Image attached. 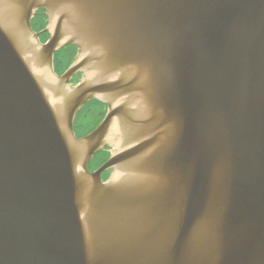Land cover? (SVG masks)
Wrapping results in <instances>:
<instances>
[{
	"label": "water",
	"instance_id": "95a60500",
	"mask_svg": "<svg viewBox=\"0 0 264 264\" xmlns=\"http://www.w3.org/2000/svg\"><path fill=\"white\" fill-rule=\"evenodd\" d=\"M0 264H264V0H0Z\"/></svg>",
	"mask_w": 264,
	"mask_h": 264
},
{
	"label": "rangeland",
	"instance_id": "374dc122",
	"mask_svg": "<svg viewBox=\"0 0 264 264\" xmlns=\"http://www.w3.org/2000/svg\"><path fill=\"white\" fill-rule=\"evenodd\" d=\"M43 14L44 13L41 12L40 15H37L36 18H33L34 20L32 21V24H33L35 29L39 27L38 26V22L40 21V16H42ZM36 30L39 31L38 29H36ZM41 38H42V40H45V41L47 40L45 38V35L43 37L41 36ZM76 53H77V48L76 47H71L69 45L65 49H62L61 54H60L59 57L61 59L64 56H68L67 59H68V61L70 63L72 61L73 57L76 55ZM62 64H63V60H61L60 67L62 66ZM68 65L69 64H67V66ZM89 104H92V103H89ZM83 111L84 112L79 113V115H78V117L76 119V126H78L79 130L82 131V132H85V131L89 130L91 128V126L95 127L96 124L101 120V117H103V115L105 113L104 112V108H102L101 106H99V107L89 106L86 109L83 108ZM101 111H102V113H101ZM108 148H110V146H108L105 149H108ZM106 153L109 154L108 151H106ZM92 164H94V163H92ZM92 164L90 165V167L94 168Z\"/></svg>",
	"mask_w": 264,
	"mask_h": 264
},
{
	"label": "trees",
	"instance_id": "16d2710c",
	"mask_svg": "<svg viewBox=\"0 0 264 264\" xmlns=\"http://www.w3.org/2000/svg\"><path fill=\"white\" fill-rule=\"evenodd\" d=\"M45 25H46V18H45L44 15H42V16H40V21L38 22V26H39L38 28H42L43 29L45 27ZM71 47H75V46L74 45H71ZM60 54H61V51L58 53L57 56L59 57ZM67 57L68 56H64V61L65 60H68ZM65 64L67 66V64H69V61H66ZM95 102L98 105H102L99 101H95ZM92 128H94V126H91V128L89 130H92ZM107 156H108V153L101 152V153H99V155H97L96 159H94V160L99 164V163H102L103 161H105V159L107 158Z\"/></svg>",
	"mask_w": 264,
	"mask_h": 264
},
{
	"label": "flooded vegetation",
	"instance_id": "af4514ba",
	"mask_svg": "<svg viewBox=\"0 0 264 264\" xmlns=\"http://www.w3.org/2000/svg\"><path fill=\"white\" fill-rule=\"evenodd\" d=\"M76 132H77V130H76ZM77 133H78V132H77ZM90 164H91V163H90ZM89 169H91L90 171H93L95 168L89 167ZM110 173H111V172H109V176H110ZM102 176H104V174H103ZM109 176H108V177H109Z\"/></svg>",
	"mask_w": 264,
	"mask_h": 264
}]
</instances>
